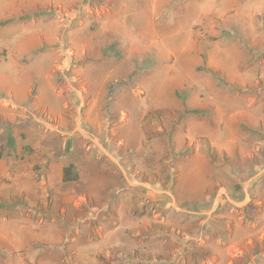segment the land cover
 <instances>
[{"label":"rangeland","instance_id":"rangeland-1","mask_svg":"<svg viewBox=\"0 0 264 264\" xmlns=\"http://www.w3.org/2000/svg\"><path fill=\"white\" fill-rule=\"evenodd\" d=\"M0 23V264H264V0Z\"/></svg>","mask_w":264,"mask_h":264},{"label":"trees","instance_id":"trees-1","mask_svg":"<svg viewBox=\"0 0 264 264\" xmlns=\"http://www.w3.org/2000/svg\"><path fill=\"white\" fill-rule=\"evenodd\" d=\"M7 23H0V27L6 25ZM108 52H115L114 49H109ZM118 54V53H117ZM120 54L118 55V57ZM62 183L63 184H71L77 183L80 180V175L77 170V167L73 164L66 166L62 171Z\"/></svg>","mask_w":264,"mask_h":264}]
</instances>
